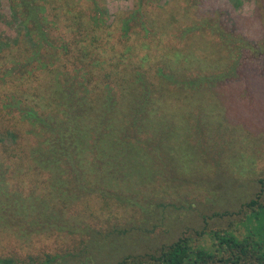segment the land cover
Masks as SVG:
<instances>
[{
	"label": "rangeland",
	"instance_id": "rangeland-1",
	"mask_svg": "<svg viewBox=\"0 0 264 264\" xmlns=\"http://www.w3.org/2000/svg\"><path fill=\"white\" fill-rule=\"evenodd\" d=\"M68 1L83 22L80 31L87 30L93 41L107 42L111 50L103 58L121 62L118 72L128 65V75L131 67L140 66L147 73L168 63L179 71L176 78L208 79L195 92H175L170 85L155 94L169 103L156 110L157 119L162 118L156 122H167L168 135L161 139L157 126L150 142L141 137L142 149L156 152L146 156L150 177L136 191L126 192L137 196L135 205L96 194L67 207L58 204L51 216L62 228L49 227L29 239L0 231V258L38 264L66 255L60 264H115L129 255L156 252L178 238L209 246L214 232L243 235L247 204L264 203V58L238 47L242 41L256 46L264 38V0H242L238 9L235 0H105L107 12L101 30L94 33L92 6ZM138 3L141 11L124 42L123 21ZM214 24L230 34L227 42L218 37ZM0 28L14 32L6 21ZM238 56V76L224 78ZM107 66L102 76L110 73ZM219 75L224 77L209 80ZM152 82L159 87L157 80ZM173 99L177 106L170 103ZM134 171L146 176L141 169ZM46 178L31 177L27 190Z\"/></svg>",
	"mask_w": 264,
	"mask_h": 264
},
{
	"label": "trees",
	"instance_id": "trees-1",
	"mask_svg": "<svg viewBox=\"0 0 264 264\" xmlns=\"http://www.w3.org/2000/svg\"><path fill=\"white\" fill-rule=\"evenodd\" d=\"M76 1L92 6L90 23L93 33L99 32L107 12L105 0ZM241 1L235 0L236 9ZM140 11L138 3L123 21L124 42ZM0 16V27L6 21L14 31L8 34L0 28V231L29 239L49 227L60 229L54 207H67L84 196L135 205L137 196L126 192L136 191L150 177L146 156L156 152H145L141 137L150 142L157 126L161 139L168 135L167 122H156L162 119H157L156 110L169 103L155 94L170 85L175 92H195L208 78H176L179 71L168 63L147 73L140 66L131 67L128 75V65L118 72L121 62L103 58L111 50L107 42L93 41L87 30L80 31L83 22L68 0H0ZM214 27L227 42L230 34ZM143 30L149 31L146 23ZM239 43L238 49L264 58V38L256 46ZM238 58L225 77L209 80L238 76ZM105 64L110 73L102 76ZM170 103L177 106L176 99ZM161 147L167 149L165 143ZM137 169L146 176L140 177ZM35 176L47 178L27 190V181ZM247 207L243 235L214 232L209 246L178 238L156 252L129 255L115 264H264V203L251 200ZM65 259L54 256L38 264ZM0 264L16 262L0 258Z\"/></svg>",
	"mask_w": 264,
	"mask_h": 264
}]
</instances>
